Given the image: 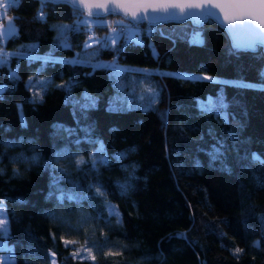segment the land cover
I'll return each instance as SVG.
<instances>
[{
  "label": "trees",
  "instance_id": "16d2710c",
  "mask_svg": "<svg viewBox=\"0 0 264 264\" xmlns=\"http://www.w3.org/2000/svg\"><path fill=\"white\" fill-rule=\"evenodd\" d=\"M7 13L0 264H264L261 50L212 20L103 44L64 4Z\"/></svg>",
  "mask_w": 264,
  "mask_h": 264
},
{
  "label": "water",
  "instance_id": "95a60500",
  "mask_svg": "<svg viewBox=\"0 0 264 264\" xmlns=\"http://www.w3.org/2000/svg\"><path fill=\"white\" fill-rule=\"evenodd\" d=\"M64 4L92 18L118 16L133 24L189 23L198 28L212 20L230 44L264 54V0H36Z\"/></svg>",
  "mask_w": 264,
  "mask_h": 264
},
{
  "label": "rangeland",
  "instance_id": "374dc122",
  "mask_svg": "<svg viewBox=\"0 0 264 264\" xmlns=\"http://www.w3.org/2000/svg\"><path fill=\"white\" fill-rule=\"evenodd\" d=\"M14 0H0V44L4 43V41L12 34L17 33V27L14 24L13 18L11 15L7 13V9L10 4H13ZM83 22L88 25L94 24H103L107 25L108 29L103 31L101 35H98V39L105 44L106 41L110 43H114L121 36L127 40L128 38L132 39L134 42H141V36L137 34L140 30L135 26L127 25V21L122 18H89L86 16L82 17ZM200 39V37L198 38ZM106 40V41H105ZM3 57L0 56V63L2 62ZM108 62L106 60L102 61L100 65H107ZM263 77H264V68H263ZM6 219V218H5ZM6 231L5 220L3 214L0 210V232L4 234Z\"/></svg>",
  "mask_w": 264,
  "mask_h": 264
},
{
  "label": "built area",
  "instance_id": "2783aa9c",
  "mask_svg": "<svg viewBox=\"0 0 264 264\" xmlns=\"http://www.w3.org/2000/svg\"><path fill=\"white\" fill-rule=\"evenodd\" d=\"M16 3H17V0H14V1H13V4H16ZM127 25H131V24L127 23ZM131 26H135V27H136L137 25H131ZM149 27H152V26H149ZM136 28H137V29H140V28H138V27H136Z\"/></svg>",
  "mask_w": 264,
  "mask_h": 264
}]
</instances>
